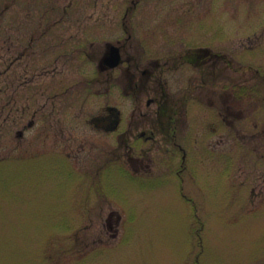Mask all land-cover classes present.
<instances>
[{"label": "rangeland", "instance_id": "obj_1", "mask_svg": "<svg viewBox=\"0 0 264 264\" xmlns=\"http://www.w3.org/2000/svg\"><path fill=\"white\" fill-rule=\"evenodd\" d=\"M0 264H264V0H0Z\"/></svg>", "mask_w": 264, "mask_h": 264}, {"label": "flooded vegetation", "instance_id": "obj_2", "mask_svg": "<svg viewBox=\"0 0 264 264\" xmlns=\"http://www.w3.org/2000/svg\"><path fill=\"white\" fill-rule=\"evenodd\" d=\"M119 47H120V51H121V55H122V48H121V46H119ZM193 53H195V52H193ZM191 56H193V55H191ZM122 61H123V58H122ZM144 73L149 74L150 70H145ZM149 75H151V74H149ZM141 93H142V91H140L139 95ZM168 98H169V93L164 90L162 92V99L163 100L161 99V103H158L157 98L156 99L155 98H149L147 100V106H151L153 104V101L158 105L157 106L158 107L157 115H159V118L157 120H159L158 122L161 125L160 130L166 131V129H168L167 132H165V133L167 134V133L171 132V136L174 138L176 136L177 131H178L179 108L182 106L184 100L181 97H179L175 101H173V100L169 101ZM168 105H171L172 107H174L175 110L171 111L169 109L170 106L168 107ZM110 107H113V108H110ZM110 107H109V110H111L110 113L100 115V116H96V118L92 119V121L95 122L97 127L101 128L103 130H107V131L116 130L118 128L120 122H121V111L119 110V108H117L115 106H110ZM138 108H142V107L139 106ZM166 125H168V126H166ZM142 134L145 135V132H143ZM149 136L154 137L153 134H151Z\"/></svg>", "mask_w": 264, "mask_h": 264}, {"label": "water", "instance_id": "obj_3", "mask_svg": "<svg viewBox=\"0 0 264 264\" xmlns=\"http://www.w3.org/2000/svg\"><path fill=\"white\" fill-rule=\"evenodd\" d=\"M121 61L120 48L114 44L110 45L109 53L104 58V63L109 67H116Z\"/></svg>", "mask_w": 264, "mask_h": 264}]
</instances>
